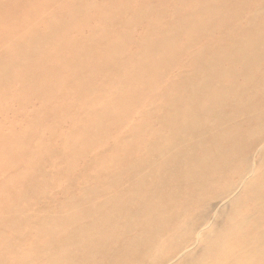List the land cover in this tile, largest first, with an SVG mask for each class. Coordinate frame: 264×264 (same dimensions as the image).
<instances>
[{
	"label": "bare ground",
	"instance_id": "6f19581e",
	"mask_svg": "<svg viewBox=\"0 0 264 264\" xmlns=\"http://www.w3.org/2000/svg\"><path fill=\"white\" fill-rule=\"evenodd\" d=\"M51 1L59 7L48 17ZM109 1L45 0L30 8L22 0L16 8L22 6L23 17L18 9L16 18L29 25L20 26L12 43L1 37L8 48L0 49V73L17 82L21 95L29 93L28 101L35 94V102L57 96L63 82L71 86L80 98L70 125L85 133L62 140L73 151L70 162L82 167L78 195L73 189L58 201L57 194L71 193L69 184L54 188L52 176L36 167L19 172L18 134L0 130V264H168L164 258L176 243L184 255L172 264H264V145L258 151L264 143V0ZM104 98L107 104L92 106ZM108 124L116 127L113 135ZM112 138V147L100 140ZM222 199L227 202L219 207ZM162 237L164 258L157 249Z\"/></svg>",
	"mask_w": 264,
	"mask_h": 264
},
{
	"label": "rangeland",
	"instance_id": "374dc122",
	"mask_svg": "<svg viewBox=\"0 0 264 264\" xmlns=\"http://www.w3.org/2000/svg\"><path fill=\"white\" fill-rule=\"evenodd\" d=\"M1 1V0H0ZM12 1V0H11ZM11 1H9V0H6V2L7 3H4V1H1V2H3L4 3V5H6V6H4V8H3V4L1 5V12H0V24H2V23H4V26H3V24L0 26V32L2 33V34H0V41H1V37H5V35L7 36V38H8V40L10 41L11 39H12V37H14V36H16L18 33H20L21 32V30L19 29V28H22V27H24V26H26V24L25 23H28V21H21V18L19 19L18 17L16 18V16H18V14L17 13H19V11H18V9H20V14L22 13V9H21V7L22 6H20V7H18V9L16 8L17 6H19L20 4L19 3H17V2H21L22 0H15V3L12 1V3H13V6H11V9H13L12 7H14V6H16V7H14V11L13 10H10V8L9 7H7V5H9L10 3H11ZM27 2L28 1H30V0H26ZM37 1V2H36ZM41 1L43 2V1H45V0H39V2H38V0H31L30 2H28L27 4L29 5H32V6H35V5H37L36 3H39V5H41L42 3H41ZM99 1V3H101V1L102 0H98ZM110 1H112V2H116V0H110ZM108 2V4H111V2ZM118 1V0H117ZM148 1H150V0H148ZM0 2V3H1ZM34 2H35V5H33L34 4ZM18 5H17V4ZM41 3V4H40ZM44 3V2H43ZM51 3H53L52 1H51ZM57 4V3H56ZM56 4H54L53 3V9H55V10H52L53 12H51V15L49 14L48 15V17H50V16H52V14L53 13H55L56 12V10H58V8L57 7H59V5H56ZM113 4V3H112ZM12 5V4H11ZM29 5V6H30ZM106 6V5H105ZM6 7V8H5ZM30 8H31V6H30ZM102 8H104L103 6H101V8L100 9H102ZM6 9V12H4L3 13V10H5ZM8 9L10 10V11H8ZM127 10L129 9V11H128V15L131 13L130 12V10H133V8H131V6L128 8H126ZM18 12H17V11ZM17 12V13H16ZM9 14H10V16H9ZM19 14V16L20 17H23V13L20 15ZM123 14H126V13H123ZM9 16V20L8 21H5L4 20V16L5 17H8ZM13 15H15L14 17H13V19H12V16ZM25 15V14H24ZM127 15V14H126ZM16 18V19H15ZM49 18H47V20H48ZM66 19L68 20V18L66 17ZM13 20V21H12ZM17 20H19V24H21V25H18V22H17ZM15 21V22H14ZM20 21L21 22H23V23H20ZM12 22H14V23H12ZM47 22L48 21H46V24H47ZM6 23H7V25H6ZM12 23V24H11ZM16 23V24H15ZM11 24V25H10ZM10 25V26H9ZM14 25V26H13ZM18 25V27L16 28V26ZM27 25H29V23L27 24ZM20 26H22V27H20ZM9 27H11V29L9 28ZM43 27V26H42ZM17 30H16V29ZM18 29H19V31H18ZM6 30V31H5ZM8 30H10L9 32H8ZM14 32V33H13ZM16 32V33H15ZM9 33V34H8ZM23 33V32H22ZM137 33H140L141 34V36L143 35L142 34V32H140V29H138V31H137ZM11 37V38H10ZM140 38V37H139ZM12 41V40H11ZM10 41V42H11ZM1 43V42H0ZM12 43V42H11ZM4 44V43H3ZM6 44V43H5ZM6 45H9V43H7ZM5 45V46H6ZM2 47H4L2 44H0V49H3ZM7 47V46H6ZM6 47H4L5 49H6ZM8 48V47H7ZM4 49V50H5ZM6 51V50H5ZM4 51V52H5ZM2 74V75H1ZM8 76L9 78H10V80H8L7 82H5V83H3L2 82V80H3V78L5 77V76ZM0 87H2V89L3 90H1V88H0V99H1V102H0V106H2V103H4L3 104V106H2V113H0V124H1V127H0V130H3V131H7L8 130V132H9V130H13V133H14V135H17L18 134V136H17V139H18V141H17V143H19L18 145H17V143H16V147H15V152L17 151V157L20 159V161L19 162H17V166H16V169H18V171L19 172H21L22 171V173H24V174H26V173H29L30 171L32 172V170L33 169H35V167H36V169L35 170H39V169H41V171H42V173H41V175H45V177H46V179H50V176H49V174L52 176L51 177V179H53V182H55L54 184V188H59V189H65L66 187H64V186H66L67 184H69V185H67V187H69V188H71V193H67V196L66 195H61V194H57L56 196H55V199L56 200H63L64 198H63V196L64 197H69L70 195L72 196V191H73V189L74 190H76V193H75V195H78V193H77V189L74 187V185H76V184H78L77 182H75V178H76V174H77V172L79 171V169L82 167V164L80 163V162H78L79 160H76V161H74L75 159L73 158V156H72V154H73V151L71 150V148H68V146L67 145H65V142L63 143V141L62 140H64L65 139V137H68V138H66L65 139V141L67 140V142H72V141H74V139L75 140H80L82 137V135L85 133V131L82 129V128H80L81 126H77L76 125V123L75 124H71V125H76V126H71L70 125V123H74L73 122V120H74V117H78V111H77V105H79V98H80V96L79 95H77L76 94V92L75 91H73V93H72V91H71V89L72 88H70L71 86H67V84H65L64 82H63V86H64V88L63 89H65V91L63 90V89H61L63 86H61L60 87V90L62 91H64V93L66 94V95H64L65 97L67 96V93H69L68 95L69 96H67L66 97V99L65 98H62V94L61 93H63V91L61 92L60 91V93L59 94H57V96H55V94L53 95V93H51V94H48V96L47 95H45V93L47 94V92L46 91H41V92H43L44 93V97L43 98H46V99H40V98H38V100H37V102H35L36 101V97L35 96H37L36 94H35V96H33V94H30V97L31 96H33V97H31V98H29L30 100L28 101L27 99H28V97L29 96H27V98H26V100L28 101V103L29 102H31V103H33V104H28L27 105V101L25 100V95H29V93H27V92H25V95H24V93L22 92V95H21V91H20V89L18 88V84H17V82L16 81H13V79H11V77L6 73V72H2V73H0ZM10 82V83H9ZM3 83V84H2ZM7 84V87L9 86L10 87V91H8L9 90V87H8V89H7V87L5 86ZM115 84V83H114ZM117 84V83H116ZM12 85H14L15 87H11ZM62 85V84H61ZM101 86H103V83H101L100 84ZM3 86L7 89H5V88H3ZM16 87L19 89H16ZM66 87H68V89L66 88ZM16 89V91H14ZM37 89V88H36ZM35 89V90H36ZM101 89V88H100ZM37 90H39V89H37ZM20 93H19V92ZM40 91V90H39ZM69 91V92H68ZM71 91V92H70ZM8 94V96L10 95V98L7 96V98H6V93ZM13 92V94H15V95H12L11 93ZM15 92V93H14ZM37 92V91H36ZM3 93H5V96H4V94ZM42 93V94H43ZM48 93H50V92H48ZM61 94V95H60ZM73 94V95H72ZM3 95V96H2ZM21 95V96H20ZM75 95V96H74ZM12 96H15L14 98L12 97ZM20 96V97H19ZM23 96V97H22ZM25 96V97H24ZM49 96H52V97H54L55 98V101L54 100H52V101H54L53 102V104H50V103H52L51 102V97L49 98ZM72 96V97H71ZM5 97V98H4ZM20 98V99H18V101H17V99L16 98ZM38 97V96H37ZM41 97V96H40ZM56 97H58L59 98V100L56 98ZM71 97V98H70ZM13 102H11L9 99ZM48 98V99H47ZM53 98V99H54ZM68 98H70V99H68ZM3 99V100H2ZM4 99H7V100H5L4 101ZM16 99V100H15ZM63 99V100H62ZM33 102H32V101ZM61 100V101H60ZM65 100V101H64ZM67 100H69V101H67ZM3 101V102H2ZM47 101V102H46ZM50 101V102H49ZM73 101V102H72ZM74 101L76 102V103H74ZM102 102H96L97 104H98V106H97V104L96 103H94L92 106L93 107H96V108H100V107H102V106H104L105 104H107V102H108V100L107 99H102L101 100ZM11 102V103H10ZM19 102H21V103H23L24 102V104L25 105H27V106H24V104H21V103H19ZM35 102V103H34ZM44 102H45V104H44ZM64 102H66V103H64ZM10 103V105L11 106H13L12 108H13V110H15L14 111V113H13V110H11L12 112H9L8 111V107H6V104L8 105ZM16 103V104H15ZM18 103V104H17ZM38 103H39V107H41V109L43 108V110H44V113L46 114V112L48 113V115L46 114H43V111L41 112L40 111V108H37L38 107ZM43 103V105H41ZM47 103V104H46ZM60 104L59 106L60 107H58V104ZM61 103H62V106H61ZM64 103V104H63ZM13 104H15V105H13ZM50 105V107L49 106H47V105ZM77 104V105H76ZM5 105V106H4ZM9 105V109H11V106ZM35 107H34V106ZM46 105V106H45ZM56 105V106H55ZM68 105V106H67ZM73 105V106H72ZM76 105V106H75ZM18 106V107H17ZM15 107V108H14ZM26 107V109H24ZM31 107V108H30ZM47 107V108H46ZM56 107V108H55ZM70 109V110H68V108ZM35 108V109H34ZM46 108V109H45ZM49 108H51V109H49ZM61 108V109H60ZM20 109L22 110V112H26V114H25V116H24V113H22V114H19V113H21V111H20ZM29 111H28V110ZM38 109V110H37ZM47 109H49V110H47ZM57 110V112L55 111V110ZM62 109H64V110H66V111H64V110H62ZM75 109V110H74ZM1 110V109H0ZM37 110V111H36ZM53 110V112L51 113V112H48V111H52ZM63 112H61V111ZM82 110V109H81ZM80 110V111H81ZM5 111H7V113L9 112V114H7ZM18 111V112H17ZM46 111V112H45ZM59 111V112H58ZM18 113V115H17V113ZM35 112V113H34ZM55 112V113H54ZM72 113V115L70 114V113ZM11 113H12V115H11ZM33 113H34V115L37 113L38 114V116H37V114H36V118L35 117H33L34 115H33ZM51 113V114H50ZM53 113H54V115H53ZM61 113V114H60ZM28 114V116L30 115V114H32V115H30L29 117L28 116H26ZM39 114H41V115H39ZM58 114V115H57ZM60 114V115H59ZM63 114H65V115H63ZM68 114H70L71 116H72V119H71V117H70V115H68ZM7 115V116H6ZM9 115V116H8ZM16 115H17V117H18V119H17V117H16ZM43 115V116H42ZM63 115V116H62ZM4 116H5V119L7 120H4ZM24 118H23V117ZM49 116V117H48ZM52 116V117H51ZM67 116H68V118H67ZM9 117V118H8ZM23 118V119H25L26 121H24V122H20V118ZM26 117H27V119L28 118H30V122L28 121V123H27V119H26ZM40 118V120H39V118ZM42 117H45L44 119H42ZM56 117H57V121L55 120L56 119ZM60 117H62V118H60ZM66 117V119H68V120H66V119H64V118ZM16 118V120H14ZM34 118H35V120H34ZM60 118V119H59ZM2 119H3V121H2ZM20 119V120H19ZM23 119L21 120V121H23ZM31 119L32 120H34L32 123H31ZM39 120L40 121V123H39V121H37V120ZM51 119V120H50ZM71 119V120H70ZM9 120V121H8ZM10 120H12V121H10ZM44 120H48V121H46V122H44V123H42V121H44ZM59 120L61 121V125H60V122H59ZM65 120V122H62V121H64ZM1 121H2V123H1ZM16 123L17 121V124H15L14 122ZM55 121V122H54ZM72 121V122H71ZM3 122H6V124L4 125V123ZM10 122V124L8 125V123ZM38 122V123H37ZM66 122H67V124H66ZM19 123V124H18ZM35 123V124H34ZM41 123H42V125H41ZM46 123V124H45ZM50 123H53V124H50ZM59 123V124H58ZM102 123V122H101ZM100 123V124H101ZM3 124V125H2ZM29 124H31L30 126H29ZM34 124V125H33ZM54 124H56L57 126H55ZM63 124V125H62ZM66 124V125H65ZM6 125H8L7 127H6ZM21 125V126H20ZM23 125H25V126H23ZM33 125V126H32ZM68 125V126H67ZM102 125V124H101ZM2 126H3V128H2ZM13 126V127H12ZM17 126V128H15ZM27 126H29V128L27 127ZM35 126V127H34ZM41 126H42V128H41ZM46 126H48V127H46ZM50 126H51V128H50ZM61 126V127H60ZM63 126V127H62ZM69 126H71V128H69ZM101 127L100 125H97V127ZM109 124L106 126V132H107V134H109V135H111L114 131H116V127L115 126H113V125H111V126H109ZM6 127V128H5ZM27 127V128H26ZM31 127H33L32 129H33V131L35 132V133H33L32 134V131L30 132V130H31ZM38 127V128H37ZM52 127H53V130H52ZM64 127H65V129H64ZM67 127V128H66ZM99 127L98 128H96V127H94V129L92 128V129H90L89 131H90V135L91 136H93V135H96V134H98V132L97 131H95L96 129L98 130L99 129ZM2 128V129H1ZM19 128H21L20 130H19ZM24 128V129H23ZM44 128V130L42 131V129ZM49 128V131H47V129ZM61 128V129H60ZM73 128V129H72ZM115 128V129H114ZM17 129V130H16ZM35 129V130H34ZM37 129V130H36ZM62 129H64V130H62ZM70 129V130H69ZM80 129V130H79ZM40 130L42 131V133L40 132ZM50 130H51V132H50ZM59 132H57V131ZM61 130V131H60ZM93 132H92V131ZM113 130V131H112ZM26 131H29L30 132V134H29V136H27L26 137V135L28 134V132H26ZM46 133H45V132ZM65 131H67V132H65ZM72 131H74V132H72ZM78 131L80 132V134L78 133ZM99 131V130H98ZM18 132V133H17ZM24 132V133H23ZM39 132V133H38ZM66 134H65V133ZM72 133V134H70V133ZM95 132V133H94ZM41 133V134H40ZM44 133V134H43ZM58 133V134H57ZM40 136H39V135ZM42 134L44 135V136H42ZM49 134V135H48ZM54 134H56V136H55V138L57 139V142H56V139L54 138ZM60 134V135H59ZM78 134V135H77ZM46 135V136H45ZM61 135H62V137H61ZM113 135V134H112ZM25 136V137H24ZM30 136H32V137H30ZM79 136V137H78ZM30 139H29V138ZM38 137V140L36 139ZM42 137H44V139H42ZM64 137V138H63ZM78 137V138H77ZM24 138V140L23 141H25L24 143H23V141H22V139ZM25 138L27 139V140H25ZM50 138V140H48ZM5 139L7 140V141H9L8 140V138H7V136L5 137ZM21 139V140H20ZM35 139V140H34ZM47 139V140H46ZM53 139V140H52ZM54 139H55V141H54ZM73 139V140H72ZM5 140V141H6ZM46 140V141H45ZM61 140V141H60ZM100 140H102V142H104V144L103 145H107V146H109L110 145V147H112L113 146V144L115 143V140H113V138L112 139H110L109 140V142L106 140V141H103L104 139H100ZM99 140V141H100ZM19 141H21V143H23V145L19 142ZM28 141V142H27ZM30 141V142H29ZM40 143H39V142ZM44 141V142H43ZM49 141V142H48ZM60 141V142H59ZM113 141H114V143H113ZM27 142V143H26ZM36 142H38L37 143V146H36ZM54 142H55V144H56V146H55V144H54ZM58 142H59V144H61L62 146H60V149H59V144H58ZM102 142H100V143H98L97 142V145H96V147H98L99 145L98 144H101ZM107 142H108V144H107ZM32 143L33 144H35V146H33L32 145ZM45 143V144H44ZM48 143H50V144H48ZM51 143H53V144H51ZM110 143H113L112 145L110 144ZM20 144H21V146H20ZM31 144V145H30ZM39 144H41V145H39ZM30 145V146H29ZM50 145H52L51 147H50ZM57 145H58V147H57ZM264 145V143H262V145H260L259 146V148H258V151L260 150V148L262 147ZM20 148H19V147ZM46 146V147H45ZM64 146V147H63ZM25 147V148H24ZM30 147H32L31 149L32 150H29L30 149ZM39 147V148H38ZM47 147H49V148H47ZM95 147V148H96ZM29 148V149H28ZM48 150H47V149ZM65 148H68V149H65ZM18 149V150H17ZM59 149V150H58ZM43 150H45V152L43 151ZM50 150V152H51V154H53V155H49V152H48V155H47V151H49ZM52 150H54V151H52ZM68 150V151H67ZM22 151V152H21ZM65 151V152H64ZM30 152V153H29ZM56 152H57V155H56ZM70 152V153H69ZM20 155H19V154ZM29 153V154H28ZM32 153V154H31ZM34 153H35V155H34ZM25 154H27V155H33L32 156V158L29 160V161H26V156L27 155H25ZM120 153H117L116 154V156H118ZM19 155V156H18ZM54 155H55V158H58L57 160H54L53 158H54ZM40 157V158H36V159H34L35 157ZM65 156V157H64ZM111 157V154L110 155H108V158H110ZM66 158H68V159H66ZM70 158H72V159H74L73 160V163L74 162H77V163H79V164H73L72 162H70V161H72V159H70ZM76 158V157H75ZM49 159H51V160H49ZM65 159H66V161H65ZM6 160V159H5ZM7 160H9L8 158H7ZM34 160V161H33ZM48 160V161H47ZM68 160V161H67ZM33 161V162H32ZM67 162V163H65V162ZM26 162V164H24ZM28 162V163H27ZM54 162V164H52ZM56 162H58V163H56ZM46 163V164H45ZM70 163H72V164H70ZM24 164V165H23ZM39 164H41V165H39ZM68 164V165H67ZM55 166V168H57V169H55L54 167H52V166ZM75 165H78V166H74ZM37 166H41L40 168L39 167H37ZM51 166V167H50ZM68 166H73V168L72 167H69L68 168ZM48 167V168H47ZM67 167V168H66ZM77 167H79V169L77 168ZM19 168H21L22 170H19ZM26 168V169H25ZM51 168V169H50ZM53 168V169H52ZM66 168V169H65ZM74 168H75V173L73 172L72 174L70 173V169H73V171H74ZM77 168V169H76ZM96 168V169H95ZM94 168V170H96L95 172H99V171H101L102 169L100 168V170H99V167L97 168V167H95ZM31 169V170H30ZM55 169V170H54ZM68 169H69V172H68ZM24 170V171H23ZM30 170V171H29ZM34 170V171H35ZM27 171V172H26ZM33 171V172H34ZM46 171V172H45ZM52 171H56V173H54V175H53V172ZM67 171V175H65V172ZM72 172V171H71ZM82 172H83V169H82ZM52 173V174H51ZM68 173H70V174H68ZM84 173V172H83ZM83 173H82V175H79L78 177H79V179L80 180H83V178L85 177V175H83ZM94 173V171L93 172H91V174H93ZM63 174V175H62ZM40 175V176H41ZM56 175V176H55ZM68 176H70V177H68ZM62 177H66V178H62ZM44 178V177H43ZM45 179V178H44ZM56 179V180H55ZM61 179V180H60ZM65 180V184L63 183V181ZM67 180V181H66ZM60 181V182H59ZM62 181V182H61ZM58 182L59 183H61V185L60 184H58ZM70 182V183H69ZM63 183V184H62ZM72 186H71V185ZM63 185V187H61ZM59 186V187H58ZM61 187V188H60ZM73 187V188H72ZM7 188H8V185H7ZM19 191H21V188H18V193H20ZM75 192V191H74ZM74 192H73V194H74ZM58 195H60V196H58ZM223 202V203H222ZM226 202H227V199H222L221 201H220V203H219V207H221V206H223L224 204H226ZM3 212V210L2 209H0V213H2ZM4 214H5V211H4ZM8 215V211H6V215L5 216H7ZM180 220H182V219H180ZM203 228V227H202ZM199 230V229H198ZM5 232H6V230H5ZM7 235L8 236H11V232L9 231V233H7ZM6 235V236H7ZM165 238V237H164ZM164 238L162 237V239L159 241V247L157 246V249H158V251H160L161 253L159 254V255H161V257L162 258H164V256H165V249H167V246H163L164 244L165 245H168L167 243L168 242H166V238H165V240H164ZM183 238H184V236H183ZM161 242V243H160ZM157 244V245H158ZM178 243H176V246L174 247V245L172 246V247H170V248H168L169 250H173L174 248H178V249H175V250H173V252L171 251V252H168V254L167 255H169V257L170 258H168V257H166V258H164V259H166L165 260V262L166 263H168L169 264V261H170V264H172V262L173 261H175V260H179L180 258L179 257H181V253H182V251H183V246H180V247H178V245H177ZM189 243H187L186 245H188ZM181 248V249H180ZM185 248V247H184ZM181 250V251H180ZM185 250V249H184ZM174 251L177 253H174ZM175 254V255H174ZM180 254V255H179ZM183 255H184V253H182ZM179 256V257H178ZM172 257V258H171ZM168 258V259H167ZM169 259H171V260H169ZM167 260H169V261H167ZM165 264V263H164Z\"/></svg>",
	"mask_w": 264,
	"mask_h": 264
}]
</instances>
